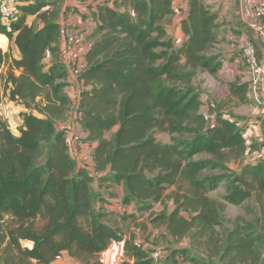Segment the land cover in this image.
Masks as SVG:
<instances>
[{
    "label": "trees",
    "instance_id": "obj_1",
    "mask_svg": "<svg viewBox=\"0 0 264 264\" xmlns=\"http://www.w3.org/2000/svg\"><path fill=\"white\" fill-rule=\"evenodd\" d=\"M15 1L17 15L0 13V34L9 42L0 46V103L6 97L24 111L17 135L0 112V264H53L65 255L102 264L100 253L114 241L123 242L133 264H264V150L246 144L236 116L224 111L247 102L248 83H230L215 107L192 84L198 71L215 74L221 66L216 15L204 0H186L178 46L164 23L176 10L173 0L86 5L94 26L76 78L77 121L84 141L95 143L90 157L99 184L109 197L122 187L123 210L105 207L93 175L71 156L57 127L70 106L67 71L57 57L61 22L76 7L67 0ZM251 151L259 154L241 163ZM219 186L224 193L210 196ZM158 202L162 209L152 211ZM244 202L245 213L257 209V220L226 215L227 204ZM129 206L135 210L127 212ZM144 212L151 227L186 246L155 260L138 237L147 227L138 223ZM126 223L135 230H123Z\"/></svg>",
    "mask_w": 264,
    "mask_h": 264
},
{
    "label": "crops",
    "instance_id": "obj_2",
    "mask_svg": "<svg viewBox=\"0 0 264 264\" xmlns=\"http://www.w3.org/2000/svg\"><path fill=\"white\" fill-rule=\"evenodd\" d=\"M103 0H86L84 2H80L78 0H67V3L71 6L76 7V11H70L68 14H66L61 22L62 25V31H61V38L59 42V50H58V60L61 62L63 59H65L72 51H77L81 54L83 57L84 52L86 51L89 43V33L91 32V29L94 26V22L89 18L88 14H90L89 8L86 6L87 4H91L92 7L95 5V3L102 2ZM257 0H226L224 2V5L221 9V12L219 14V19L224 23L223 27L226 28L225 37L228 39V48H231L232 50L228 52V61H223L219 72L218 77L222 79V82H229L232 83L233 81L239 80V82H247L248 83V91H247V102L242 107H245L244 109L248 112L249 116H252L253 119H251L248 124L245 126V131H243V136L246 140V144H252L253 141L257 142L260 141V144L258 146H255L258 148V151L263 152L264 149H261L264 145V119L261 116L260 108H261V99H260V81L254 74H252L246 67L245 62L242 58V54L240 52L241 47L243 46L244 42L246 41H253L256 45L257 54L259 61L263 58V51L260 41L254 37L252 32L247 27V23L251 20H253V5ZM175 7V6H174ZM187 9V1H185V11ZM82 14H86L87 17H82ZM28 21L32 20V17L27 18ZM166 27L168 28V32L172 35L174 44L178 46L182 40L184 39V33L180 30V25L175 29L174 34L172 33V30L170 29V26L168 23H166ZM232 29H236L239 31V33H233ZM3 35V34H1ZM5 37V35H4ZM73 37L74 39H77L80 37L79 43L78 41L76 43L70 42L69 39ZM82 37V38H81ZM6 38V37H5ZM218 38L221 39V37ZM78 40V39H77ZM85 43H84V42ZM84 44H83V43ZM9 45L8 39L2 43L0 46L5 50L7 49ZM239 49V58L238 53H234ZM11 51L14 56L17 55V50L11 45ZM234 57L233 61L230 62L229 58ZM50 57L49 53L45 57V62L50 63ZM67 71L66 76V87L65 92L67 93L68 97L70 98V106L69 111L67 113V116L64 120L59 121L57 123V127L61 128L63 125L68 124L71 121V116L73 114V126L75 130H79L82 140L81 143H77V141L72 140L71 142H68L69 146V153L72 157H74L79 165L86 166L88 170L93 175V189L97 193H101L105 198H109L111 203L104 202L105 207L108 209H116V210H123L120 209L118 202L121 203V197L123 195L122 187L119 185H115V191L116 196L115 197H109L107 194V191L105 189V183H103V186L99 184L98 178L99 173L94 171L93 168V162L91 160L90 154L92 152V149L95 146V143H90L84 141L85 134L81 131L80 125L77 121V111H76V101L79 94L80 89V83L77 81L76 78H74L71 73ZM222 86L218 85L214 87V92L217 93L218 91H224V95L226 97L227 90H225L226 87L229 86ZM222 89V90H221ZM206 92L203 95V100H207L210 98L212 101H216L217 97L215 94H209ZM209 96V97H208ZM224 97V98H225ZM211 105L213 103H210ZM245 105V106H244ZM7 110H12L14 115L18 112H23L24 109L11 101L8 100V98L4 97L3 100L0 103V112L1 114L5 113ZM207 106L203 107L202 112H206ZM13 115V117H14ZM18 127H21L23 124L22 118H19L18 121ZM10 124V123H9ZM16 129L15 135L18 134ZM262 146V147H261ZM86 154V155H85ZM257 151H254V155H257ZM85 155V158H84ZM88 156V159L86 157ZM86 160V162H85ZM84 162V163H83ZM112 187H110V190ZM120 190L122 192L120 193ZM117 202V203H115ZM131 212V211H129ZM125 237V236H124ZM184 243V242H183ZM186 243V242H185ZM145 246V244H144ZM121 254H123V242L122 241H114L111 243V245L104 251L100 253V260L102 264H119L120 258H118ZM122 255L121 260H126V258ZM118 260V261H117ZM132 260V259H131ZM127 261V260H126ZM130 264L132 263L129 262ZM53 264H78L77 261L74 259H69L66 255L62 256L59 259H56ZM189 264V263H184Z\"/></svg>",
    "mask_w": 264,
    "mask_h": 264
},
{
    "label": "rangeland",
    "instance_id": "obj_3",
    "mask_svg": "<svg viewBox=\"0 0 264 264\" xmlns=\"http://www.w3.org/2000/svg\"><path fill=\"white\" fill-rule=\"evenodd\" d=\"M185 1L186 0H173V5L175 6L176 10L173 13V15L169 16L164 23H168V25L170 26V29L172 30V33L174 34L175 29L178 27V25L181 26V21L184 18L186 11H185ZM226 0H204L207 8H209L211 13H214L216 15V26H217V34L219 35V37H221V39H219L218 44L216 45V50L215 52L219 54L220 56V62L222 64L223 61H228V52L231 51V48H228V39L225 37V35H227L226 33V28L223 27V22L221 21V19H219V14L221 12V9L224 5V2ZM181 32L182 29L180 28ZM233 33H239L238 30L236 29H232ZM6 37V36H5ZM80 37H78L77 39L79 40ZM82 38V37H81ZM7 40V38H5V41ZM84 42V41H83ZM82 42V43H83ZM85 43V42H84ZM83 43V44H84ZM245 43V42H244ZM244 45V44H243ZM240 52L242 54V47L240 49ZM234 53H238V58H239V49H237V51H235ZM234 57L229 58V61L232 62L234 59ZM243 58V56H242ZM244 60V58H243ZM245 62V60H244ZM246 65V62H245ZM247 67V66H246ZM219 72V71H218ZM218 72L215 74H209L207 72L204 71H198L197 74L192 78V84L194 86V88L200 90L202 92V94H205L206 92L207 95L209 94H215V96L217 97L216 101H211L210 98H208L206 101L204 99V101L208 104L213 103L212 105L218 106L220 104H222L226 97L224 95V91H218L217 93L214 92V87L216 86H222V88H224V86H227L229 84V82H222V79L220 77H218ZM236 82H239V80H236ZM228 89V87L225 88V90ZM222 90V89H221ZM227 94H228V90H227ZM226 94V96H227ZM209 97V96H208ZM225 97V98H224ZM207 104V105H208ZM243 105H239L237 107H231V108H226L225 110L227 113L231 114V115H235L237 121L239 122V126L242 129V132L245 131V126L248 124V122L253 119L252 116H249L248 112L244 109L245 107H242ZM245 106V105H244ZM21 113L22 112H18L14 115V117L12 118L10 122V130L13 133H16V129L18 127V121L19 118H21ZM73 114L71 116V121L67 124L69 126V129L71 134H72V140L75 139V141H77V143H81L82 137L80 134V131L75 130L74 126H73ZM156 137L159 141L161 142H167L169 140V136L166 133H157ZM70 141V142H71ZM260 144V141H253L252 145L254 146H258ZM254 154V151H251V153H246V155L243 156L241 163L244 161V159H250ZM86 155V154H85ZM84 155V158H85ZM86 162V160H85ZM84 163V162H83ZM228 166L232 169H239V162L238 161H230L228 162ZM171 189H168L167 192H170ZM122 192V190H120V193ZM224 191L222 189L221 186H219L216 190L211 191L210 192V196L213 197H218L219 195L223 194ZM105 201L107 203H111L112 201L109 200V198H106ZM117 203V202H115ZM167 205H168V209L172 208V202L170 200H167ZM247 204V202H244L242 205H231V204H227L226 206V215L228 217L234 218L235 216H241L247 220L250 221H255L257 220V218H259L258 215V211L257 209L251 205L252 207V213L248 214L245 213L244 210V205ZM118 205L120 207V209H122V204L118 202ZM163 205L162 203L158 202V203H154L153 204V209L152 211L154 212H159L162 209ZM135 207L133 206H129L126 208L127 212L129 211H134ZM150 212H144L142 214L141 217L138 218V223H143V224H147L146 230L142 231L140 233V235L138 236L140 239L143 240L145 246L144 248L149 252V253H153L155 252H160L161 256H165L167 250L172 249L174 247H184L186 246V243L184 242H179V243H175L172 241V239L168 236V234L165 233L163 227H158V228H153L151 227V225L148 222V216H149ZM262 221V220H261ZM134 225L133 223H126L123 226V230L126 229L128 231H133L134 229ZM259 226L261 227V229L264 232V223L259 221ZM137 232V230H136ZM193 249H188V253L190 254L191 251ZM197 252L200 253L201 249L198 248ZM263 254H264V249H263ZM121 254L118 258H120L119 260V264H123L124 262H127L128 264H130L129 262L132 263L131 259H127V261H125V259H123V261L121 260L122 258ZM124 258V257H123ZM118 261V260H117ZM184 263H189V262H184ZM133 264V263H132Z\"/></svg>",
    "mask_w": 264,
    "mask_h": 264
},
{
    "label": "built area",
    "instance_id": "obj_4",
    "mask_svg": "<svg viewBox=\"0 0 264 264\" xmlns=\"http://www.w3.org/2000/svg\"><path fill=\"white\" fill-rule=\"evenodd\" d=\"M0 13L4 18L14 17L18 13L15 0H0ZM253 20L247 23V27L252 32L255 38H257L262 46V51L264 54V0H257L253 5ZM80 40V38H79ZM79 40L71 37L70 42L76 43ZM81 41V40H80ZM242 56L246 62L247 69L254 74L260 81V99H261V108L260 113L264 119V55L261 61H259L256 45L253 41L249 40L244 43L242 46ZM66 70H68L74 78H77L78 73L85 67V61L81 54L77 51H72L69 56H67L62 61ZM8 123L13 118V111L7 110L2 114ZM10 125V124H9ZM65 132L66 139L68 142L72 139V134L70 132L69 126L63 125L59 128ZM88 159V156L86 157ZM152 257L156 260L161 254L160 252L151 253ZM61 258L58 256L56 259Z\"/></svg>",
    "mask_w": 264,
    "mask_h": 264
},
{
    "label": "bare ground",
    "instance_id": "obj_5",
    "mask_svg": "<svg viewBox=\"0 0 264 264\" xmlns=\"http://www.w3.org/2000/svg\"><path fill=\"white\" fill-rule=\"evenodd\" d=\"M5 42V37L0 34V45Z\"/></svg>",
    "mask_w": 264,
    "mask_h": 264
}]
</instances>
